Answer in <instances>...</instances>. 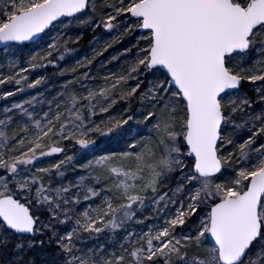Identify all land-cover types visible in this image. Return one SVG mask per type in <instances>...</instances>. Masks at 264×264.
I'll use <instances>...</instances> for the list:
<instances>
[{"label":"snow or ice","instance_id":"snow-or-ice-1","mask_svg":"<svg viewBox=\"0 0 264 264\" xmlns=\"http://www.w3.org/2000/svg\"><path fill=\"white\" fill-rule=\"evenodd\" d=\"M82 28L136 34L119 70L60 68ZM0 44V99L36 90L0 107V264H264V0H0Z\"/></svg>","mask_w":264,"mask_h":264},{"label":"trees","instance_id":"trees-1","mask_svg":"<svg viewBox=\"0 0 264 264\" xmlns=\"http://www.w3.org/2000/svg\"><path fill=\"white\" fill-rule=\"evenodd\" d=\"M70 35H72L73 38L79 35L80 40L77 43H69L68 47L70 51L67 54H65V59L63 61L58 62L60 68L71 69L72 67H77V61H84L85 57L91 58V56L93 55V49L99 46L97 43H94V41H99V44L111 43L112 46L108 48L107 52H104L102 57L98 58V61H103L104 63H106L109 70H119L121 65L124 64L125 58L122 57V54L124 53L125 48L130 47L136 42V34H133L132 36H126L123 38L116 39V42H113V39L115 37H118V33L116 32L107 33L102 28L97 29L95 34L89 28H82L78 32L70 33ZM61 51H63V49H61ZM57 55H59V53H57ZM113 56L121 57L119 63L115 61L108 63L109 61H111V58ZM26 58H27V53L25 54V59ZM23 66L27 67V64H24ZM99 68H100V63L98 62L92 68V72L95 74L97 69ZM8 70L9 69L7 67V63L5 62V59L2 57V53H0V71L7 72ZM54 73H58V69H53L51 66H49L47 69H41L35 72H29L28 75L30 80L37 78L38 75L49 76L51 79L44 87L40 88V90L47 89L48 92L51 93V95H55L56 94L55 90L58 89L60 85L64 83L65 80L71 79L72 75L70 71L66 73V75L63 77L59 76L58 74L54 75ZM2 87L3 86H0V90H2ZM7 88L9 90H14L15 85H7ZM25 93H18L13 97H9L7 101L2 99L0 107H3L5 104L9 103L11 99L19 98ZM55 162H56V158H49L45 160L41 166L47 167L49 166L50 163H55ZM67 175L69 178H72L74 176V173L71 169H68ZM50 255H54L52 249H45L43 252L37 250L36 259L38 261L40 259L49 260ZM5 259H6V254L0 253V261H3ZM49 264H51V261H49Z\"/></svg>","mask_w":264,"mask_h":264},{"label":"rangeland","instance_id":"rangeland-1","mask_svg":"<svg viewBox=\"0 0 264 264\" xmlns=\"http://www.w3.org/2000/svg\"><path fill=\"white\" fill-rule=\"evenodd\" d=\"M5 62L7 63V60L5 59ZM40 91H45L44 89L43 90H40ZM29 92H30V94L31 95H35L36 94V91L34 90V91H32V90H29L28 92H26L25 94H23L21 97H19V98H15V99H11V101L9 102V103H7V104H11V103H13V102H19V101H21V100H23V99H27L28 97H29ZM76 173H74V175H75Z\"/></svg>","mask_w":264,"mask_h":264},{"label":"water","instance_id":"water-1","mask_svg":"<svg viewBox=\"0 0 264 264\" xmlns=\"http://www.w3.org/2000/svg\"><path fill=\"white\" fill-rule=\"evenodd\" d=\"M5 46L3 44H0V49H3ZM0 103H1V99H0Z\"/></svg>","mask_w":264,"mask_h":264}]
</instances>
